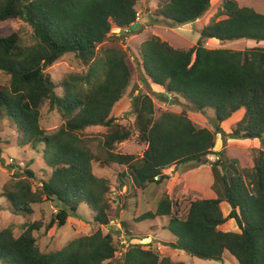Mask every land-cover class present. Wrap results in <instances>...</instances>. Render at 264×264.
<instances>
[{
  "label": "trees",
  "instance_id": "trees-1",
  "mask_svg": "<svg viewBox=\"0 0 264 264\" xmlns=\"http://www.w3.org/2000/svg\"><path fill=\"white\" fill-rule=\"evenodd\" d=\"M138 1L0 0V24L23 20L32 27L34 39L25 44L16 30L0 34V72L10 77L9 85L0 84V130L8 120L18 144L42 153L46 168L38 173L31 167L33 159L23 167L9 165L17 170L0 196L15 213L32 215L35 206L44 203L58 208L47 224H25L19 236L12 226L0 230L1 263L185 264L156 244H132L129 231L130 244L120 258L116 256L114 233L103 230L112 220V178L98 176L94 166L114 174L118 170L121 189L130 178L145 192L149 185L169 180L164 173L168 168L188 167L192 173L211 163L213 187L201 186L202 195L186 200L183 210L181 202L164 194L156 209H147L137 223L166 218L173 235L167 245L193 257L224 262L230 254L237 264H264V150L255 148L251 168L228 159L225 151H214L221 124L241 109L244 116L225 137L263 139L264 46L235 50L205 45L210 39L264 42V13L237 0H223L190 48L175 47L156 34L148 36L139 51V78L183 97L199 111L213 108L216 122L212 130L198 126L186 112H158L150 90L139 92L124 117L135 118L137 142L145 146L136 155L117 152L118 145L136 133L113 114L133 81V65L127 50L105 44L115 27L124 33L137 31L131 26L138 22ZM157 1L156 21L182 25L200 19L213 0ZM68 54L76 56L83 70L55 81L48 68ZM45 107L62 120L55 132L42 125ZM97 126L108 131L95 146L86 131ZM211 154L218 159L210 162ZM223 202L231 207L227 216ZM81 206L92 212V232L59 250H43L36 232L65 227ZM232 219L238 231L220 229Z\"/></svg>",
  "mask_w": 264,
  "mask_h": 264
},
{
  "label": "rangeland",
  "instance_id": "rangeland-1",
  "mask_svg": "<svg viewBox=\"0 0 264 264\" xmlns=\"http://www.w3.org/2000/svg\"><path fill=\"white\" fill-rule=\"evenodd\" d=\"M241 6L253 7L257 11L264 13V0H237ZM223 0H213L210 9L197 21L190 22L182 25H174L163 20L156 21V10L158 8L157 0H139L137 5L138 11V23L139 26L135 33H124L120 28L115 27L112 30L111 38L105 44L118 45L127 50L131 64L133 65V81L126 90L123 99L116 104L113 109V114L118 118V122L128 128L134 127L135 118L132 116H126L131 105L133 97L139 92H147L150 90V96L152 97L156 110H170L173 112L181 113L186 112L187 115L200 127H207L215 130L214 123L216 122V113L213 108H207L204 111L195 109L186 99L179 95L167 94L166 90L156 84L145 82L139 78V69L136 65L140 64V47L141 44L151 34H156L162 37L164 40L169 41L173 46L180 48H190L196 44L200 39L201 29L206 26L210 19L218 12L222 7ZM18 31L22 37V41L25 44L34 42L32 27L23 20L8 21L0 24V34L6 35L13 31ZM209 48H231L235 50H243L247 47L264 46V42L258 43L252 39H238L234 41H220L216 39H210L205 44ZM83 67L79 60L73 54L65 55L62 59L57 61L53 66L48 68L55 81H60L62 77L68 72L81 71ZM142 70V69H141ZM10 77L0 72V84L9 85ZM244 109L237 111L232 117L227 119L221 124L222 132L217 134V144L215 152L225 151L228 159H238L242 167L251 168L254 166L255 148L264 150V136L261 140V144H258L254 138H226L225 135L231 133L237 126V123L244 116ZM4 128L0 130V147H3L2 159H0V195L2 188L11 182V177L15 170L9 165L19 164L25 166L30 160H34L32 168L38 173L44 171L45 161L42 157V153H38L31 147H22L18 144L16 137V131L8 120L3 122ZM62 124V120L57 112H51L48 107L43 109L42 113V125L47 132H55ZM2 128V127H1ZM0 128V129H1ZM108 130L103 126H97L88 128L86 131L87 139L96 140L102 139L103 133ZM131 140L123 142L118 145L117 152L133 153L141 155L145 149L144 145L137 142V132ZM98 145V142L94 144ZM223 148L225 150H223ZM210 156H217L211 154ZM210 160V158H208ZM210 164L211 163H207ZM46 169V168H45ZM121 171L122 168H119ZM208 170V169H207ZM94 171L98 176L110 177L111 180V193L110 197L113 202L112 220L110 226H103L105 233L113 231L114 241L118 244L119 250L116 253L118 258L127 249L130 244V239L127 234H132V244H143L145 246L156 244V247L164 253L170 254L177 261H183L185 264H237L236 260L227 254L224 262L205 260L197 257H193L183 250H176L171 248L167 243L170 239H173V235L166 228L168 220L157 219L152 222L137 223L136 218L140 216L147 209L155 210L158 201L164 194H169L177 202L183 204L182 210L187 206L186 200L195 197L200 194V190L195 186H189L185 193H180L182 181L170 180L173 176L171 168L164 171L169 175V180L161 184H151L148 186L145 192H142L136 187L132 179L125 178L124 186L120 188V180L117 178L118 170L115 172L112 170H103L94 166ZM206 169H203L204 173ZM193 175L189 173L187 177ZM209 176V175H208ZM190 182V183H191ZM222 190V186L221 189ZM196 194V195H192ZM223 212L228 213L231 210L229 204L221 205ZM57 206L51 203H44L42 205L35 206V213L32 215H25L15 213L11 209L10 202L0 196V230L12 226L16 235L19 236L23 231L25 224L32 223L36 220L42 221L47 224L50 218L57 211ZM78 215L71 216L68 224L63 228H52L49 232H46L45 228L36 232L38 237V243L43 250H59L69 244L72 240L82 235H87L92 232V212L87 206H81L78 210ZM223 230L226 231H238V226L235 220H229L226 226H223ZM159 239V240H157ZM159 242L162 245L159 246ZM154 247V246H153ZM125 249V250H124ZM0 264H3L0 262Z\"/></svg>",
  "mask_w": 264,
  "mask_h": 264
},
{
  "label": "crops",
  "instance_id": "crops-1",
  "mask_svg": "<svg viewBox=\"0 0 264 264\" xmlns=\"http://www.w3.org/2000/svg\"><path fill=\"white\" fill-rule=\"evenodd\" d=\"M255 139L257 140L256 142L258 144H261V139H258V138H255ZM223 150H225V149L223 148ZM204 168L206 169V171L204 173H202ZM171 170L173 172L171 174V176H173V177L170 178V180L173 179V180L177 181V180L183 179L185 177V180L182 181V185H181V188H180V193L181 194L185 193L186 190L188 189V185H187L188 184L187 183L188 179L192 180V182L190 181L191 183L189 182V186H194L195 184H199L200 188H198V189L200 190V194L201 195H202L201 186H204V187H207V188H211V187H213V185L215 183V178H214V175H213V172H212V166L210 164H206V165L202 166L201 168H199L198 170L192 172L193 175H191L189 177H187V175L190 173L188 167H183V166H180V167H177V168L176 167H172ZM200 194H197V195L196 194H192V195L193 196L194 195L199 196ZM224 204H225V202L222 203V205H224ZM226 204H228V203H226ZM229 213H230V210H228V213H224V214L227 216ZM227 223H225L224 225L220 226V229L223 230V226H226ZM224 231H226V230H224ZM157 240H159V239H157ZM172 240L173 239H170L169 242L172 241ZM160 245H162L161 242H159V246ZM173 251H175V249Z\"/></svg>",
  "mask_w": 264,
  "mask_h": 264
},
{
  "label": "water",
  "instance_id": "water-1",
  "mask_svg": "<svg viewBox=\"0 0 264 264\" xmlns=\"http://www.w3.org/2000/svg\"><path fill=\"white\" fill-rule=\"evenodd\" d=\"M138 26H139V23L136 22V23H134V24L131 26V29L136 30V29L138 28ZM167 94H170V93L167 92ZM224 171H226V169H224Z\"/></svg>",
  "mask_w": 264,
  "mask_h": 264
},
{
  "label": "built area",
  "instance_id": "built-area-1",
  "mask_svg": "<svg viewBox=\"0 0 264 264\" xmlns=\"http://www.w3.org/2000/svg\"><path fill=\"white\" fill-rule=\"evenodd\" d=\"M209 158H210L211 162H214V161H216L218 159V156H210Z\"/></svg>",
  "mask_w": 264,
  "mask_h": 264
},
{
  "label": "clouds",
  "instance_id": "clouds-1",
  "mask_svg": "<svg viewBox=\"0 0 264 264\" xmlns=\"http://www.w3.org/2000/svg\"><path fill=\"white\" fill-rule=\"evenodd\" d=\"M215 155V154H214ZM211 162V161H210Z\"/></svg>",
  "mask_w": 264,
  "mask_h": 264
}]
</instances>
